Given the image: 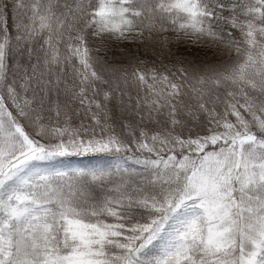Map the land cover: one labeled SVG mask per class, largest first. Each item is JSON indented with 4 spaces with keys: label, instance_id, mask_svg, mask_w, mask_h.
Segmentation results:
<instances>
[{
    "label": "snow or ice",
    "instance_id": "obj_1",
    "mask_svg": "<svg viewBox=\"0 0 264 264\" xmlns=\"http://www.w3.org/2000/svg\"><path fill=\"white\" fill-rule=\"evenodd\" d=\"M0 264H264V0H0Z\"/></svg>",
    "mask_w": 264,
    "mask_h": 264
},
{
    "label": "trees",
    "instance_id": "obj_2",
    "mask_svg": "<svg viewBox=\"0 0 264 264\" xmlns=\"http://www.w3.org/2000/svg\"><path fill=\"white\" fill-rule=\"evenodd\" d=\"M81 159L84 161V163H88L89 162L87 158H81Z\"/></svg>",
    "mask_w": 264,
    "mask_h": 264
}]
</instances>
